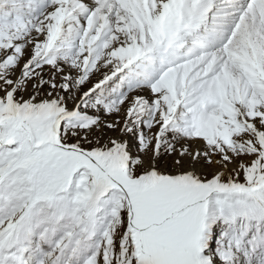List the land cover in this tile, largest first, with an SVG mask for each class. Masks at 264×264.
<instances>
[{"label": "snow or ice", "instance_id": "obj_1", "mask_svg": "<svg viewBox=\"0 0 264 264\" xmlns=\"http://www.w3.org/2000/svg\"><path fill=\"white\" fill-rule=\"evenodd\" d=\"M0 264H264V0H0Z\"/></svg>", "mask_w": 264, "mask_h": 264}]
</instances>
